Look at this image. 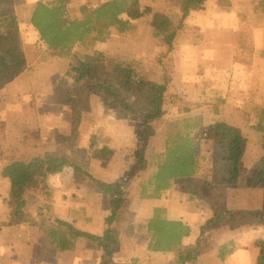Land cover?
<instances>
[{"label": "rangeland", "instance_id": "374dc122", "mask_svg": "<svg viewBox=\"0 0 264 264\" xmlns=\"http://www.w3.org/2000/svg\"><path fill=\"white\" fill-rule=\"evenodd\" d=\"M38 1L41 0H11L10 4H0V11L17 15L19 43L27 60L25 72L0 91V115L5 124L0 138L2 148L28 153L41 148L44 153H53L56 137H68L69 141L61 145L68 150L65 153L71 164L85 171L84 184L89 183L84 188L92 194L96 187L102 191L97 183L91 184L96 180L85 174L92 172L87 171L86 164L96 167V154L84 150L81 157L69 152L77 136L110 131L115 143L120 139L132 141L130 148L112 151L108 161L114 160L115 168L118 167L116 174L122 171V178L129 177L121 185L128 199L133 200L139 197L141 186H147L155 171L165 136L189 133L195 143L198 167L193 177L174 184L181 191L174 199L187 205L189 213L202 215L205 226L201 228L196 222L199 225L194 228V243L182 252V255L189 253L186 262L201 264L200 258L191 259V256L201 249L205 230L215 221L221 224L216 217L219 213L238 209L255 211L246 220L249 226L244 230L253 237L257 249L254 254L259 253L253 264H264L256 245L264 241V0H130L134 8L131 16L125 18L135 24L134 32L120 34L112 29L105 42L90 47L75 44L66 57L51 56L31 26L30 18ZM104 1L71 0L68 13L81 18V7L92 9ZM154 13L166 15L177 28L170 48L150 26ZM83 64L90 74L80 81L77 70ZM116 65L129 67L133 72L130 87L118 101L99 89L109 84ZM160 86H164L162 93ZM157 111L159 116L145 131L144 118ZM217 123H225L238 132L243 150L239 180L233 188L223 187L224 164L214 160L217 142L213 130ZM187 125L192 128L186 129ZM25 131L39 132L40 142L30 141L33 148L23 147ZM49 181V197L29 194L26 198L27 223L1 227L0 264H68L72 259L74 264L78 252H87L89 248L84 245L91 246L90 243L93 248L87 254L95 257L94 264H149L146 259L139 262L133 259V252L140 250L143 243L148 249L151 235L147 223L143 228L139 222L143 216H137L133 211L136 209L128 206V199L121 209L120 223L108 230L106 248L91 239L75 237L71 238L68 251L54 253L46 229L55 219H60L53 204L58 202L57 192L63 191V179L56 173ZM8 188L9 184L0 179L2 223L8 218ZM161 211L160 218L166 219L165 211ZM132 217L136 227L131 223ZM223 224L226 238L228 226ZM216 245L218 251L234 248L227 241ZM176 249L171 252L169 264H177L175 252H180V248ZM246 260L249 262L251 258L248 256ZM223 261L219 259L223 264H232L227 258ZM213 262L214 258L207 259V264Z\"/></svg>", "mask_w": 264, "mask_h": 264}, {"label": "trees", "instance_id": "16d2710c", "mask_svg": "<svg viewBox=\"0 0 264 264\" xmlns=\"http://www.w3.org/2000/svg\"><path fill=\"white\" fill-rule=\"evenodd\" d=\"M11 0H0V4H10ZM71 0H46L38 1L30 18V24L39 36V41L46 47L51 56L66 57L75 44H83L90 47L96 43H103L110 37L112 29L120 34L132 33L136 30L135 24L125 18L131 16L134 6L130 0H106L94 8L87 6L80 8L81 18L69 15L68 6ZM264 12V7H263ZM150 26L164 38L165 44L172 46L177 34V28L170 19L162 13H154L150 20ZM6 44H9L6 46ZM27 66V60L19 43V25L17 15L12 11H0V91L14 82L22 75ZM80 81L90 74L86 65H81L77 70ZM132 69L123 65H116L111 71V79L107 86H100V91L118 101L122 94L132 83ZM164 91V86L159 87V92ZM160 112L148 115L144 118V129L149 130L152 122ZM185 127L191 129L192 127ZM5 124L0 115V138L3 137ZM217 145L214 150L215 162L224 164L222 183L224 188H233L239 180V166L243 157L241 142L238 132L225 123H217L213 130ZM40 142L38 131H25L23 147L33 148L30 141ZM57 139V140H56ZM56 150L53 153H44L40 149L33 153L23 150H5L0 145V179L9 184L6 192L8 206V218L5 223L0 222L1 227L6 225L16 227L28 222L25 213L26 198L29 194H38L43 197L50 196L49 178L51 175L71 168L75 172H85L82 167L71 164L68 150L63 149L62 143L69 141L68 137L57 136ZM72 141V140H71ZM36 144L34 143V148ZM36 149V148H35ZM69 153H77L82 157L84 150L71 147ZM70 151V150H69ZM68 153V152H67ZM112 151L103 148L100 157L108 159L112 157ZM111 154V155H110ZM110 155V156H109ZM161 159L156 163V169L149 178L147 186H141V199H161L169 188L170 182L179 178H191L197 171V154L195 143L189 133L185 136L171 134L165 136ZM88 175L87 173H85ZM89 176V175H88ZM102 192L110 196L108 215L105 218L107 227L102 237H94L74 229L64 221L55 219L46 229L50 246L60 255L70 249L71 238L85 237L95 242L102 243L103 249L108 244L109 228L115 223H120L121 209L128 202L123 195V187L118 183H102L95 181ZM264 184V182H263ZM148 187L150 192H146ZM162 211L155 209L153 216L147 221V231L151 235L148 250L156 253L170 252L172 247L180 244L182 237L190 235V228L179 222H169L160 218ZM255 211H225L219 213L217 219L230 228H236L238 222L252 218ZM260 257L264 261V241L257 242ZM225 253H228L223 248ZM223 252V253H224ZM183 254V253H182ZM180 254L177 264H185L189 253Z\"/></svg>", "mask_w": 264, "mask_h": 264}, {"label": "crops", "instance_id": "0c3cea01", "mask_svg": "<svg viewBox=\"0 0 264 264\" xmlns=\"http://www.w3.org/2000/svg\"><path fill=\"white\" fill-rule=\"evenodd\" d=\"M92 131V130H91ZM112 133L105 132V131H97V132H90L88 135L83 134L79 135L75 138V145L73 148L78 150H86L87 153H90V151L93 150V154H96V167H94L91 164H86L87 171L88 169L92 170V172H88V175L92 177V179L102 182V183H118L121 184V182H128L129 177L122 176V171L116 174L117 171L115 170V166H117L113 161L108 159H103L100 157V151L103 149V147L108 148L111 151L120 150L123 147L130 148L131 143L128 142V140L120 139L118 143H115L113 140H111ZM56 150V149H55ZM55 152V151H54ZM87 160V159H86ZM105 160V161H104ZM76 166V165H75ZM118 170V169H117ZM81 172H75L71 170V168L67 169L65 173L60 172L57 175L59 176V179H63L62 181V190L57 192V197L54 194V191L51 190L54 194V198L57 199L58 202H54L53 209L54 213L59 216L58 218H62L65 223L70 225L76 230H79L82 233L88 234L90 236L94 237H102L107 229L105 225V218L108 215V207H109V196L107 194H104L102 191L100 192L99 189L94 186L95 192L90 194L86 188V185H88L89 181L84 184L83 179V173L78 174ZM118 175L113 178L115 174ZM111 176H109V175ZM240 176V172H239ZM113 178V179H112ZM182 179H189V178H179L174 179L170 182L169 188L165 191L164 195L161 199H141V198H135V199H128L127 193L125 192V189L123 188V195L124 198L129 200L128 206L131 208H134L136 210H133L134 213L137 216H143V220L139 221L142 223L143 228L146 226V223L148 220H150L153 216V211L155 209L163 210L166 213V221L169 222H179L182 223V225L190 228V235L188 237H182L180 244L178 246L172 247L170 252L166 253H156L151 252L147 249L146 243H143L141 245V249L137 250L136 252H133L132 255H134L133 259H137L138 262L140 259H146L147 263L149 264H169L171 262V252L174 251V248H180V252H175L177 257L179 254L184 252V247H190L191 244L194 243L193 236L195 234L194 228H196L197 223H200L201 228L205 226V220L202 215L196 214V213H189L187 211L186 206L187 205H181L178 201L174 198L180 196L181 191L177 189L174 184H178L179 180ZM91 184H96V182ZM74 185V186H73ZM90 188V187H89ZM78 191V192H77ZM137 190L135 189V192ZM65 196H64V193ZM126 193V195H125ZM79 194L82 195V197H79ZM64 196V197H63ZM97 196L101 197L99 198L100 204L97 205L95 202L97 201ZM54 200V199H53ZM127 200V201H128ZM181 208V209H180ZM190 209V208H188ZM226 211V210H225ZM228 211V210H227ZM203 213V210L201 209V214ZM133 218V217H132ZM131 219V218H130ZM129 219V220H130ZM249 219V218H247ZM247 219L240 220L238 222V225L236 228H230L227 227V231L229 233V237L224 238L223 237V227L222 222L219 224L218 222H213L209 226V230H205L203 236H201V245L200 250L196 251L194 253V257L191 259H201V264H207V259L214 258L215 262L214 264H223V260L227 258L228 260H231L232 264H253V262L256 260V255L259 256V253L254 254V241L253 237L250 233H247L244 229H246L249 225H247ZM128 220V223H129ZM197 222V223H196ZM131 223L136 227L135 219H131ZM224 225V224H223ZM225 226V225H224ZM252 228V227H251ZM139 229V227H138ZM202 231V230H201ZM252 233V230H251ZM230 242L233 245V250H226L228 253H225L223 251V248L219 250V245H216L217 243H223V242ZM89 245H84V247H87V249L84 252L79 251L78 256L75 258L74 264H94V258L90 255L88 256V252H91V249L93 248V244L90 243ZM149 246V245H148ZM195 247V245H194ZM71 248V247H70ZM146 248V249H144ZM213 248V249H212ZM257 248V247H256ZM176 249V250H177ZM194 251V250H193ZM224 252V253H223ZM98 253H102L101 251H98ZM249 253V254H248ZM76 254V253H75ZM193 252H191V255ZM251 258V261L248 262L246 260L247 257ZM219 259L222 262H219ZM73 262V259L68 261V264H71ZM190 262H186L185 264H192ZM197 262H193V264H197Z\"/></svg>", "mask_w": 264, "mask_h": 264}]
</instances>
